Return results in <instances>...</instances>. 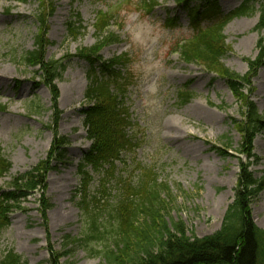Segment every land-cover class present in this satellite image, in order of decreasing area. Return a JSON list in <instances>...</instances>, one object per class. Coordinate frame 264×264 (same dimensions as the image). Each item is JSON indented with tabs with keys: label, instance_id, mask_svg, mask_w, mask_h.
<instances>
[{
	"label": "rangeland",
	"instance_id": "obj_1",
	"mask_svg": "<svg viewBox=\"0 0 264 264\" xmlns=\"http://www.w3.org/2000/svg\"><path fill=\"white\" fill-rule=\"evenodd\" d=\"M50 1L56 3V9L43 27L45 30L47 24L45 57L66 58L67 63L57 81V108L63 111L58 124L54 123L51 88L46 82L40 83V67L22 59L24 53L35 48L41 29V2L0 0V69L6 67L9 72H0V104L4 107L0 110V144L2 153L13 164L10 172L0 178V186L7 188L14 176L31 171L40 161H46L47 166L46 187L22 196L21 208L12 209L11 225L0 233V259L3 250L12 247L29 264H106L102 255L95 252L103 249L102 241L87 240L91 250L86 249L85 241L69 245L67 241L91 233V229H86L88 215L78 204L80 194L75 193L80 183L77 165L91 146L83 113L87 107L89 65L76 54L80 47L96 42L98 11L112 8L115 17L109 29L123 40L106 46L101 54L110 59L128 52L133 58L135 83L128 91L127 103L130 119L137 124L129 131L132 134L137 130L140 139L136 160L154 168L158 182L168 185L167 189L162 185L160 189L164 190L162 214L171 225L181 220L188 233L194 231L198 237L217 232L236 196L242 163L248 159L241 148L243 133L233 121L245 119V106L225 79L216 78L198 63L185 62L175 51L177 42L192 32L186 10L175 0H157L149 13L141 8V0L46 3ZM242 1L220 0V5L229 12ZM79 15L84 32L77 38L68 37L70 21ZM258 20L256 10L252 15L234 18L224 30L231 51L222 62L241 75L250 71L248 60L260 54ZM187 83H191L196 96L182 106L177 92ZM252 83V99L264 114V65ZM245 92L249 94L247 89ZM36 103L41 110H37ZM56 135L70 142L64 146L65 159L50 154ZM229 138L231 148L226 146ZM253 145V154L258 158L250 159L254 161L251 170L260 178L264 175L263 132L256 135ZM116 164L114 176L94 174L90 193L98 199V207L119 199L122 186L118 177L139 179L141 170L130 153ZM136 200L141 203L138 196ZM91 201L92 197L90 204ZM251 213L255 223L264 229V190L251 200Z\"/></svg>",
	"mask_w": 264,
	"mask_h": 264
},
{
	"label": "trees",
	"instance_id": "obj_2",
	"mask_svg": "<svg viewBox=\"0 0 264 264\" xmlns=\"http://www.w3.org/2000/svg\"><path fill=\"white\" fill-rule=\"evenodd\" d=\"M156 1L141 0L149 8H153ZM207 1L205 10H209L207 14L214 21L205 28L196 26L190 37L178 43L177 50L185 61L200 63L209 71L218 73L226 80L233 94L244 101L245 119L233 118V121L243 133L241 148L248 158L246 163H242L239 187L233 202L227 208L222 226L209 236L198 237L194 231L189 234L183 221H173L171 225L165 219L162 214L165 209L162 204L164 200L161 197L164 190L160 186L167 189L168 185L158 182L154 168H147L135 160L137 168L141 170L139 179L133 181L118 177V183L122 186L119 199L98 207V199L90 193L94 174L104 175V178L114 176L116 162L122 160L127 151L133 152L140 141L137 130L132 134L129 131L137 128V124L130 119V106L127 103L128 91L135 83V76L129 53L109 60L100 54L105 46L121 40L118 34L109 29L115 17L111 10H100L97 13L94 25L96 43L91 47L78 49L77 56L86 58L92 66L86 90L87 107L83 109L87 136L92 143L78 164L80 183L75 193L80 194L78 204L82 212L88 215L86 229H91V233L81 238H68L67 244L85 241L84 246L91 250L87 240L102 241L103 249L94 250L102 255L106 264H264V229L255 223L251 213V200L264 190V175L260 178L254 176L251 170L254 161L250 160L258 158L253 154L254 138L259 132H264V114L259 112L257 104L252 100V80L258 74L260 66L264 65V0H245L233 12L225 15L219 10L218 0ZM40 2V33L36 36L35 48L24 53L22 59L28 65L40 67L37 73H42V81L51 88L56 115L54 123L58 124L62 111L57 108L60 92L56 80L62 78L67 63L66 58L45 57L47 24L45 30L43 27L48 16L53 15L56 3H46V0ZM176 2L185 4L186 7L190 3L189 0ZM256 3H259L258 8ZM256 10L260 12L256 25L260 34V54L255 59L248 60L250 71L241 75L222 62L223 57L231 51L230 45L225 42L224 29L233 18L252 15ZM43 11H47L48 15ZM190 16L196 19L199 13L196 9L191 10ZM82 22L80 15L70 21L69 37L77 38L82 33L85 29ZM246 89L249 94L245 92ZM179 95L184 102L193 97V93L188 90ZM2 108L0 105V109ZM228 140L226 146L231 148V138ZM69 143L64 136L56 135L50 154L54 153L59 159H65L67 152L64 146ZM11 165L0 148V177L10 171ZM46 169V161H40L31 171L14 176L9 182V189L0 187V232L10 226L9 213L12 209L21 208L19 198L46 187ZM137 196L141 203L136 202ZM91 205H96L95 210L90 208ZM140 219L143 221L140 222ZM0 264L28 263L9 249L0 259Z\"/></svg>",
	"mask_w": 264,
	"mask_h": 264
},
{
	"label": "bare ground",
	"instance_id": "obj_3",
	"mask_svg": "<svg viewBox=\"0 0 264 264\" xmlns=\"http://www.w3.org/2000/svg\"><path fill=\"white\" fill-rule=\"evenodd\" d=\"M6 69V67H4L3 69H0V72L2 73V74H7V73H9L7 70H5Z\"/></svg>",
	"mask_w": 264,
	"mask_h": 264
}]
</instances>
